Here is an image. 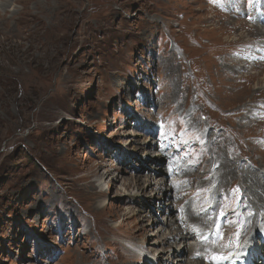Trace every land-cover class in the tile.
<instances>
[{"label": "rangeland", "instance_id": "374dc122", "mask_svg": "<svg viewBox=\"0 0 264 264\" xmlns=\"http://www.w3.org/2000/svg\"><path fill=\"white\" fill-rule=\"evenodd\" d=\"M169 1L0 0V264H53L50 250L61 245L52 221H62L67 250L56 264H138L144 246L163 264L165 250L179 244L164 242L179 221L170 211L185 197L201 212L219 200L229 215L223 236L200 250L202 264H212L206 254H231L225 245L234 244L236 227L241 238L257 217L264 224V187L235 172L247 164L264 180V109L252 114L256 124L244 120L251 101L264 105V87L254 93L264 65L238 74L228 64L257 56L264 41L250 29L261 25L253 17L264 0H182L190 8ZM103 38L131 44L105 63L107 53H92ZM155 144L170 148L173 167L156 165L155 150H163ZM28 154L40 156L38 165ZM219 159L234 172L226 175Z\"/></svg>", "mask_w": 264, "mask_h": 264}, {"label": "bare ground", "instance_id": "6f19581e", "mask_svg": "<svg viewBox=\"0 0 264 264\" xmlns=\"http://www.w3.org/2000/svg\"><path fill=\"white\" fill-rule=\"evenodd\" d=\"M244 8V7H243ZM255 21H258L261 25H252L251 27V35H254L255 37L259 38L261 41L263 40L264 41V34H261V35H257L261 32V28L264 29V15H260L258 16V18L255 20ZM262 29V30H263ZM256 34V35H255ZM259 42V41H258ZM260 43V42H259ZM261 48L259 49V51H257V57L254 58L252 60V62L250 60H246L245 59V62L244 64H239L237 66H235V64H233L232 62L228 63V64H231V65H234V72L238 73V74H241L243 73L244 71H246V67L247 66H252L253 65H256V64H259V65H264V43L260 45ZM202 48V47H201ZM253 51V50H252ZM250 51V52H252ZM262 60V62H259V60ZM232 60V59H231ZM238 63H242L241 60L239 59H236ZM239 60V61H238ZM246 63V64H245ZM261 63V64H260ZM257 66H255L256 68ZM250 69V68H249ZM258 69V68H257ZM257 72V71H256ZM255 72V73H256ZM259 72V71H258ZM260 77V76H259ZM252 80V79H251ZM262 82V83H261ZM264 77H262L258 82H255V88L256 89V92H254L255 94L259 91V90H263L262 88L264 87ZM259 85V86H258ZM255 91V90H254ZM222 93V92H221ZM253 94V93H252ZM255 96V95H254ZM261 97V96H260ZM250 100V99H249ZM253 100V99H252ZM258 100V99H257ZM248 107V114L244 116V120H250L252 124H256L258 121L260 120H256V121H253L252 119V114L253 113H260L262 109H264V105L262 104H259L258 102L256 101H251L249 103V105H247ZM260 118L264 119V115H260ZM192 122V121H191ZM247 122V121H245ZM195 125V124H194ZM246 128V126H245ZM250 128V127H249ZM204 132V131H203ZM208 133V132H206ZM216 133V132H215ZM257 133V132H256ZM218 134V133H216ZM209 136V135H207ZM217 137H221V136H218L216 135V139ZM224 142H229V140L227 139L226 141ZM223 143V142H221ZM264 144V143H263ZM220 145V144H219ZM224 145V144H223ZM222 145V146H223ZM216 154H215V157L217 158H221L223 156V148L220 147L219 149L216 148ZM156 151V155L155 156V153H154V161L156 162V165H161L163 163V161L167 158V154L166 152L163 150V151H159V150H155ZM132 157L134 159H138L139 158V154H134L132 155ZM225 157H228V155L226 154ZM142 158V157H141ZM229 158V157H228ZM221 161V159H219ZM144 161H147L149 162V159H146L144 158ZM252 162V161H250ZM146 163V162H145ZM253 163V162H252ZM147 164V163H146ZM254 164V163H253ZM203 166V165H202ZM206 166V165H205ZM208 167V166H207ZM221 167L222 169L225 171V174L228 175L230 171V169L233 170L234 172V169H235V166H232V162L228 159V160H225L223 159V161H221ZM239 167V166H238ZM237 167V168H238ZM246 170H248L249 172H246V171H241V170H244V168ZM243 167H240L239 169L240 170H235V172L237 174H239L240 176H242V173L245 174V176L243 175V177H245L246 179V182L247 184L253 186L254 188L258 189V190H262V188L264 187V180L262 179V176H261V173L258 172L257 170H254L252 168H250L247 164H244ZM242 168V169H241ZM160 170V169H159ZM222 171V170H221ZM160 177V176H158ZM242 177V178H243ZM137 179H139V177L137 176L136 177ZM244 181V180H243ZM138 182V181H136ZM143 188V187H142ZM221 188V187H220ZM164 189V188H163ZM253 189V188H252ZM251 189V190H252ZM249 190V189H248ZM257 190V191H258ZM217 192V191H216ZM219 192V191H218ZM253 192V191H252ZM215 195H217L215 193ZM255 195V193H254ZM262 196V195H261ZM184 198V197H183ZM249 202V201H248ZM177 201H175L174 203V208L171 209L170 212H173L174 210H176V212L178 213V218H179V221L178 223L176 224L175 222L172 223V225L170 227H168V222H169V219L171 216L167 215L166 217V222H163L164 219H160L158 218V221L161 225H159V230L163 231V228L165 227H168V233L166 235V237H168V234H169V230L170 228H172V230H170L171 232V236H170V239L168 238L167 240H165L166 237H163L164 238V242L167 243L171 240H176V236H181V239H180V242H179V246H177V249L180 250V253L177 252V251H174V248H171L172 252H169V250H165V252H168L169 255H166L163 259H166V261H164L163 264H172L174 262V264H183L182 262L185 261V264H202V261H204L205 259L202 258L201 256V251L200 250H207V246L210 245L211 242L213 241H217V236H216V230H217V226L218 225H221V227L219 228V231L221 233V235L219 236V238H221L225 232V227L226 228H229L231 226V223H227L224 225V222H226L227 218L229 215L228 213H225V216L223 217L224 220H218L220 218V213H221V210H220V203H219V200L216 201V202H212V207L210 209H204L201 211L199 210H195V207H191L190 205V201L185 197L184 201L182 202L183 206L180 207V204L177 206L176 205ZM250 203V202H249ZM166 204V203H164ZM248 205V204H247ZM169 205L166 206V208L168 207ZM197 206V205H196ZM200 206V205H199ZM249 206V205H248ZM198 207V206H197ZM161 208V212H164V209L163 207H160ZM178 208V209H177ZM215 208V209H214ZM251 208V207H250ZM158 210V209H157ZM254 210V208H253ZM255 211V210H254ZM136 212V211H135ZM257 212V211H256ZM258 213V212H257ZM256 213V214H257ZM180 214L182 216H180ZM245 214V213H244ZM256 214H254L256 216ZM262 215V214H261ZM247 216V215H246ZM258 216V215H257ZM249 217V216H248ZM252 217V216H251ZM264 218V216H261ZM194 218H196V221H194ZM254 218V217H253ZM177 219V218H175ZM247 219V218H246ZM172 221V220H171ZM222 221V223H221ZM246 221V220H245ZM258 223H260V218L257 217L255 219V221L252 223V226H256V224L258 225ZM250 224V223H249ZM233 226V225H232ZM246 226V225H244ZM251 226V225H250ZM259 228L256 229L254 232L248 234L249 236H246V235H242V237L240 238V235H239V242H240V246L237 248V250H239L241 247H243L242 249V252L245 253V254H248V252H252V248H253V243H264V241L259 238L261 237L259 235V231L260 230L262 232V234L264 233V224H259L258 225ZM209 228H211V230H209ZM236 231L241 234V231H240V228L239 227H236ZM244 228V227H243ZM166 230V229H165ZM159 232V231H158ZM165 232V231H164ZM163 232V233H164ZM247 232V231H246ZM243 233V232H242ZM158 235V234H157ZM156 235V237H157ZM165 235V234H164ZM159 236V235H158ZM190 240H194V242H189ZM194 246H201L200 248H196V249H191L192 250V254L191 256L189 255L187 260H182V259H185V258H182L184 257L185 255V252L186 250L189 248H193ZM220 247V246H219ZM145 249H142V257L144 259H147L149 261V264H158V259L157 260H154L155 257H153L151 254H149L150 252L146 253L144 252L146 250V247L144 246ZM191 250H189L191 252ZM218 250V249H217ZM164 251V250H163ZM174 251V252H173ZM220 251V250H219ZM217 252V251H216ZM200 254L199 256L197 254ZM172 256H171V255ZM176 254H179V255H176ZM219 254V253H218ZM207 255V254H206ZM205 257H210V254H208V256ZM221 255H227L226 252H221ZM230 255V254H229ZM176 256H179L180 259H177ZM159 258V257H158ZM182 258V259H181ZM207 260H210V259H207ZM201 262V263H200ZM211 262V260H210ZM207 264L209 262H206ZM231 262H226L224 264H230ZM231 264H234V260L232 261Z\"/></svg>", "mask_w": 264, "mask_h": 264}, {"label": "trees", "instance_id": "16d2710c", "mask_svg": "<svg viewBox=\"0 0 264 264\" xmlns=\"http://www.w3.org/2000/svg\"><path fill=\"white\" fill-rule=\"evenodd\" d=\"M106 33H108L107 30H106ZM108 35H110V34L108 33ZM111 35L114 36V34H111ZM103 40H104V38H103ZM110 40H105V43L102 45V49H96L92 53L95 55H102V54L107 53V55L109 56V55H112L114 53V51H116L122 43H124L122 38H118V39L110 38ZM99 60H101V59H99ZM39 158H40V156H39ZM39 158L37 156L30 155V154L26 155V159H28L29 162H32L35 165H38V163L40 162ZM41 158H42V156H41ZM0 208L3 209V205Z\"/></svg>", "mask_w": 264, "mask_h": 264}, {"label": "snow or ice", "instance_id": "6c2138e0", "mask_svg": "<svg viewBox=\"0 0 264 264\" xmlns=\"http://www.w3.org/2000/svg\"><path fill=\"white\" fill-rule=\"evenodd\" d=\"M221 217L225 216L224 212L220 213ZM221 227V225L217 226V230H216V236L219 237L221 235L219 228ZM236 242H235V246L238 248L239 245V233L236 234ZM232 243L230 242L229 245H225V247H232ZM198 256L200 255L199 253L197 254ZM206 259H210L212 261V264H224L225 261H230L233 258H238L235 257V254H230V255H219V254H215L213 253L210 257H205Z\"/></svg>", "mask_w": 264, "mask_h": 264}, {"label": "clouds", "instance_id": "9594fccd", "mask_svg": "<svg viewBox=\"0 0 264 264\" xmlns=\"http://www.w3.org/2000/svg\"><path fill=\"white\" fill-rule=\"evenodd\" d=\"M104 43H105V40H104ZM146 53H147V52H146ZM107 56H108V55H107ZM108 57H110V56H108ZM104 74H105V73H103V75H104ZM103 77H104V76H103ZM103 77H102V78H103Z\"/></svg>", "mask_w": 264, "mask_h": 264}]
</instances>
